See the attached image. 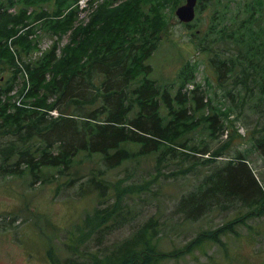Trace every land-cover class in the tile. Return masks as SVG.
Listing matches in <instances>:
<instances>
[{
  "label": "trees",
  "instance_id": "obj_1",
  "mask_svg": "<svg viewBox=\"0 0 264 264\" xmlns=\"http://www.w3.org/2000/svg\"><path fill=\"white\" fill-rule=\"evenodd\" d=\"M78 1L0 0V174H27L33 186L49 185L51 173L68 175L80 157L99 158L109 170L150 157L156 171L175 167L170 177L187 175L198 164L196 154L210 153L208 142H198L194 133L200 130L215 142L226 130L210 103L203 109L202 104L194 107L187 99L191 94L194 97L190 99L198 104L201 98L190 63L182 66L174 94L151 77L149 61L167 30L161 20L162 9L184 0H91V6L94 1L98 4L92 7L89 22L76 25ZM212 1L199 0L197 13L205 11ZM243 3L248 13L245 19L232 20L223 29L215 26L211 31L220 40L233 42L239 53L224 60L217 56L211 66L219 85L232 80L252 91L249 82L253 83L262 107L264 0ZM14 8L15 15L9 12ZM214 16L217 20L216 11ZM38 24L42 32L59 39L70 33V41L62 48L55 42L35 56L39 48L33 38L39 36L34 27ZM208 51L207 46L201 48V52ZM19 79L22 88L16 92ZM189 85L194 86L184 93ZM19 96L24 99L19 101ZM206 108L211 109L208 115ZM202 110L204 121L194 116ZM54 111L60 115L49 114ZM260 125L251 140L264 158V124ZM235 159L237 163L205 178L181 199L178 212L186 220L200 219L223 201L264 209V193L247 156ZM158 174L165 176L160 171ZM91 187L104 192L94 179ZM136 189L130 188L129 193ZM255 212L258 217L263 214H250ZM152 223L125 240L108 258L110 264H159L174 257L157 249ZM235 227L230 223L201 232L178 254L191 253L204 244L222 245L221 237L234 233Z\"/></svg>",
  "mask_w": 264,
  "mask_h": 264
},
{
  "label": "rangeland",
  "instance_id": "obj_2",
  "mask_svg": "<svg viewBox=\"0 0 264 264\" xmlns=\"http://www.w3.org/2000/svg\"><path fill=\"white\" fill-rule=\"evenodd\" d=\"M80 1L76 25H86L98 3L94 1L91 6V0H84L81 6ZM213 1L189 25L181 23L176 16L177 8L186 0L177 6L173 3L164 6L161 20L166 22L167 30L162 32V41L149 61L152 79L160 86L169 87L173 94L179 85L182 66L187 63L194 66L201 98L198 104L190 99L194 97L191 94L187 99L194 107L202 104L203 109L210 103L226 130L223 135L217 133L219 138L215 142L200 130L194 133L198 142H208L210 153L196 154V168L187 175L172 177L170 171L177 168L156 171L150 157L127 162L114 170L107 169L99 158L80 157L68 175L51 173L53 180L49 185L33 186L27 174L23 177L0 174V264H110L108 258L148 222H153L157 249L175 254L159 264H264V209L223 201L195 221L186 220L178 212L184 196L196 190L205 178L237 163L238 155L247 156L252 174L264 193V158L251 140L258 126L264 124V106L259 107L258 90L251 82L252 91L243 84H233L232 80L219 85L211 66V60L217 56L224 60L239 53L233 42L211 35L212 28L223 29L232 20L245 19L248 13L243 2L253 0ZM227 10L230 11L226 14ZM16 11L14 8L9 12L15 15ZM34 28L39 36L33 38L39 48L35 56L55 42L62 48L70 41V33L59 39L58 35L42 32L41 24ZM203 46L210 51L201 52ZM22 82L19 79L16 83V92L21 90ZM190 88L191 85L187 86L183 92ZM23 99L24 96L18 98ZM54 112L49 114L60 115ZM210 112L206 108V115ZM203 114L204 110L194 116L203 120ZM217 153L221 157H214ZM159 171L165 176L158 174ZM93 179L101 183L103 193L91 187ZM132 187L137 189L131 194ZM252 211L263 214L258 217L256 212L251 215ZM230 223L236 225L234 233L222 236V245L204 244L191 253L178 254L201 232Z\"/></svg>",
  "mask_w": 264,
  "mask_h": 264
},
{
  "label": "water",
  "instance_id": "obj_3",
  "mask_svg": "<svg viewBox=\"0 0 264 264\" xmlns=\"http://www.w3.org/2000/svg\"><path fill=\"white\" fill-rule=\"evenodd\" d=\"M199 0H186V2L177 8L176 16L181 23L190 24L197 16L196 7Z\"/></svg>",
  "mask_w": 264,
  "mask_h": 264
},
{
  "label": "built area",
  "instance_id": "obj_4",
  "mask_svg": "<svg viewBox=\"0 0 264 264\" xmlns=\"http://www.w3.org/2000/svg\"><path fill=\"white\" fill-rule=\"evenodd\" d=\"M79 4H81V6H83L84 0H81Z\"/></svg>",
  "mask_w": 264,
  "mask_h": 264
},
{
  "label": "bare ground",
  "instance_id": "obj_5",
  "mask_svg": "<svg viewBox=\"0 0 264 264\" xmlns=\"http://www.w3.org/2000/svg\"><path fill=\"white\" fill-rule=\"evenodd\" d=\"M191 87L193 88V86L191 85ZM58 112H54L53 114L56 115Z\"/></svg>",
  "mask_w": 264,
  "mask_h": 264
},
{
  "label": "flooded vegetation",
  "instance_id": "obj_6",
  "mask_svg": "<svg viewBox=\"0 0 264 264\" xmlns=\"http://www.w3.org/2000/svg\"><path fill=\"white\" fill-rule=\"evenodd\" d=\"M197 12V11H196Z\"/></svg>",
  "mask_w": 264,
  "mask_h": 264
}]
</instances>
